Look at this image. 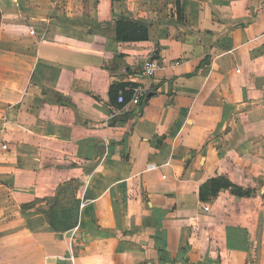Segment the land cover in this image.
Instances as JSON below:
<instances>
[{
    "label": "crops",
    "instance_id": "0c3cea01",
    "mask_svg": "<svg viewBox=\"0 0 264 264\" xmlns=\"http://www.w3.org/2000/svg\"><path fill=\"white\" fill-rule=\"evenodd\" d=\"M0 10V264H264V0ZM121 19L149 39L120 41ZM155 49L162 68L126 111ZM221 176L250 194L201 199ZM68 184L75 223L55 230L36 202Z\"/></svg>",
    "mask_w": 264,
    "mask_h": 264
},
{
    "label": "trees",
    "instance_id": "16d2710c",
    "mask_svg": "<svg viewBox=\"0 0 264 264\" xmlns=\"http://www.w3.org/2000/svg\"><path fill=\"white\" fill-rule=\"evenodd\" d=\"M2 18V13L0 10V21ZM117 38L120 41H139V40H147L149 39V32L148 29L145 28L142 25L133 24L129 20L121 19L118 22V28H117ZM124 88L123 85H113L111 87V95L117 94L120 90ZM127 99H129V93H126ZM70 184L65 186V191L68 190V187ZM222 189H228L232 191V193L240 196L249 195L250 190H243L242 187L232 183L229 179L226 177H217L210 179L205 185L201 187L200 196L201 199H207L210 196H215L220 192ZM52 200V199H50ZM57 201V198L54 199ZM75 204H77V200H75ZM62 212L67 214V211L65 209H61ZM50 212V211H49ZM48 213V211H47ZM67 217V216H66ZM69 217V216H68ZM64 221H57L58 215L56 213H53L51 216H49V223L51 227L55 230H68L73 227L75 221L71 224L67 223V219Z\"/></svg>",
    "mask_w": 264,
    "mask_h": 264
},
{
    "label": "built area",
    "instance_id": "2783aa9c",
    "mask_svg": "<svg viewBox=\"0 0 264 264\" xmlns=\"http://www.w3.org/2000/svg\"><path fill=\"white\" fill-rule=\"evenodd\" d=\"M34 33V31H32ZM183 60H176L169 64V67H174L180 65ZM162 68V62L159 58L158 52L153 50L142 63V71L145 76V80L142 82H138L135 84L129 85L125 90L121 91L118 95V102L122 104L123 109L128 111L133 104L140 103L143 99H145L149 93V89L151 83L156 76L157 72ZM126 93H129V99H127ZM114 117V114L111 115V118ZM3 150L9 149L7 143L1 145ZM203 208L205 210H209L210 207L208 205H204ZM77 227L74 229L76 230ZM71 259L74 260V256L71 255Z\"/></svg>",
    "mask_w": 264,
    "mask_h": 264
},
{
    "label": "rangeland",
    "instance_id": "374dc122",
    "mask_svg": "<svg viewBox=\"0 0 264 264\" xmlns=\"http://www.w3.org/2000/svg\"><path fill=\"white\" fill-rule=\"evenodd\" d=\"M76 187L75 184H71L66 190L65 195L61 196L60 198L53 201H39L36 202V205L39 206V210L46 211L48 210L49 216L53 213L58 215L57 221H64L68 216L67 223L71 224L74 222L76 217V204H75V196H74V188ZM61 209H65L67 214L64 216V212ZM50 211V212H49ZM67 216V217H66ZM66 221V220H65Z\"/></svg>",
    "mask_w": 264,
    "mask_h": 264
}]
</instances>
